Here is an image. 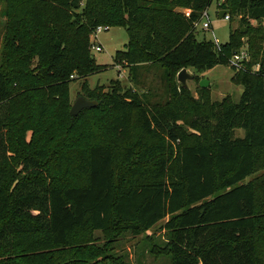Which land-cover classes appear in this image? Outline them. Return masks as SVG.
Returning a JSON list of instances; mask_svg holds the SVG:
<instances>
[{"label":"trees","instance_id":"1","mask_svg":"<svg viewBox=\"0 0 264 264\" xmlns=\"http://www.w3.org/2000/svg\"><path fill=\"white\" fill-rule=\"evenodd\" d=\"M2 1L15 56L0 66V264H13L3 253L17 242L72 251L69 264L100 255L126 264L91 244L93 233L147 231L166 218L169 240L152 251L172 264H264V176L244 182L264 169V60L252 59L249 35L264 0L222 2L240 23L219 44L196 35L214 0ZM103 24L128 33L115 62L166 71L165 104L148 107L120 80L90 86L87 77L108 69L90 39ZM247 36L250 59L238 67L231 60ZM217 65L234 71L239 101H210L203 88L196 99L176 82L183 68ZM79 78L81 96L98 104L72 115ZM61 169L78 179L58 182Z\"/></svg>","mask_w":264,"mask_h":264},{"label":"rangeland","instance_id":"2","mask_svg":"<svg viewBox=\"0 0 264 264\" xmlns=\"http://www.w3.org/2000/svg\"><path fill=\"white\" fill-rule=\"evenodd\" d=\"M85 0L81 2L84 5ZM5 3L0 0V66L7 60L10 48H7V17L3 13ZM221 3L214 0L213 4L208 10V17L196 25V35L198 39L218 40L220 43H225L229 40L230 31L236 30L240 23V15L232 17V21L220 17L219 11ZM184 12L188 16L191 12L190 9H185ZM209 20L211 28L208 30L202 29V23ZM103 26H108L103 24ZM107 30L96 32V28L91 36L92 44H101L102 51H96L92 48V53L99 64L108 66V69L91 75L86 78L91 87L97 85L110 86L113 80H120L125 89H132L136 91L144 100L148 107H153L155 104H165L170 99L169 86L166 71L158 65L147 63L139 66H126L115 62L117 51L124 50L128 43V33L124 27L108 26ZM250 36H252V43L254 45L252 59L264 60V19L251 20L250 22ZM260 29V30H258ZM250 36L242 38L241 49L250 43ZM254 36V37H253ZM239 48V49H240ZM252 55V56H253ZM188 73L192 76L187 79V88H189L192 96L200 99L201 94L199 88L202 79L208 80V85L205 89L204 95L210 101H220L229 96L233 102L239 101L243 92V86L232 81L234 71L230 66L217 65L213 69L205 71H197L194 68H187ZM178 73H176V82L181 84L178 80ZM84 78L75 79L70 84V104L71 106L75 100L83 95L81 94V87ZM206 100V98H205ZM184 102H182L183 104ZM186 105L189 104L185 102ZM88 126V124H86ZM73 126V125H72ZM61 128V127H60ZM65 125L62 126L64 136L68 135L64 131ZM72 129V127H71ZM70 129V130H71ZM244 130L236 128L234 136H243ZM136 139V137H133ZM155 140V139H154ZM23 146V145H21ZM20 146V147H21ZM56 179L59 181L68 179L76 181V177L72 172H67L63 169L55 171ZM264 176V169H258L253 175L247 177L244 182L252 179L259 180ZM260 195V191H259ZM168 218L160 221L157 225L147 231L136 232L134 230H125L121 233L107 235L102 231L93 233V241L91 244L97 248H105L107 246L108 254H114V258H120L126 264H172L171 257L164 253H154L152 249L155 246L163 247L169 240L168 231L163 227ZM17 248L14 253H3V258L11 260L13 264H69L74 259L72 251L60 253L58 248H51L43 252H35L23 248V245L17 242ZM156 247L155 249H159ZM68 250V249H67ZM95 257V256H94ZM93 257V258H94ZM78 258L80 264H115L110 260L102 261L103 256H98L92 260ZM82 262V263H81ZM78 263V264H79Z\"/></svg>","mask_w":264,"mask_h":264},{"label":"water","instance_id":"3","mask_svg":"<svg viewBox=\"0 0 264 264\" xmlns=\"http://www.w3.org/2000/svg\"><path fill=\"white\" fill-rule=\"evenodd\" d=\"M226 0H223L225 2ZM229 13L228 9H222L219 11L220 17L224 18L226 14ZM192 76L188 73L187 68H183L178 74V80L183 86L187 85V79ZM208 85V80L202 79L200 81V86L205 88ZM98 102L96 100L89 99L85 96H79L71 107V114L77 115L85 108H92L97 106Z\"/></svg>","mask_w":264,"mask_h":264},{"label":"built area","instance_id":"4","mask_svg":"<svg viewBox=\"0 0 264 264\" xmlns=\"http://www.w3.org/2000/svg\"><path fill=\"white\" fill-rule=\"evenodd\" d=\"M216 1H217V3H222V2H223V0H216ZM205 16H206V17L209 16V14H208V10L204 12V16H203V18H204ZM224 18L227 19V20H230V15H229V14H226V15L224 16ZM108 28H109L108 26L100 25V26H98V28L96 29V32L98 33V32H100V31H102V30H107ZM210 28H211V22H210L209 20L204 21V22L202 23V29H204V30H208V29H210ZM216 43L219 44L220 42H219L218 40H216ZM92 48L95 49L96 51H102V50H103V47H102L101 44L97 45V44L94 43V44L92 45ZM249 59H250V54H249L248 50H247L246 48H243L239 53H236V54L232 57L231 63H232V64H235V65H237V66L239 67L240 64H242L243 61H245V60H249ZM255 69L258 70V69H259V66H256Z\"/></svg>","mask_w":264,"mask_h":264}]
</instances>
